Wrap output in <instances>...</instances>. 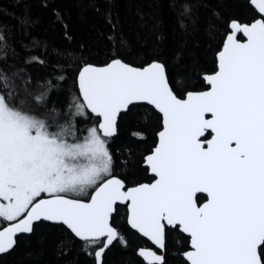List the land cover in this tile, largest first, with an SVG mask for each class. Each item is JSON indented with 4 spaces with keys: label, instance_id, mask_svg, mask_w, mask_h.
Here are the masks:
<instances>
[{
    "label": "snow or ice",
    "instance_id": "obj_1",
    "mask_svg": "<svg viewBox=\"0 0 264 264\" xmlns=\"http://www.w3.org/2000/svg\"><path fill=\"white\" fill-rule=\"evenodd\" d=\"M75 3L109 26L99 61L71 47L56 0L41 7L64 46L33 40L21 56L0 33V254L49 230L60 255L75 247L86 264H108L128 235L141 264H169L170 243L179 264H264V0H245L244 16L226 14V0L207 5L220 40L202 87L159 44L133 54L114 0ZM177 16L193 23L192 5ZM37 64L51 71L33 77ZM141 112L154 138L131 132L147 147L143 177L129 180L117 169L133 149L123 145L118 163L113 146Z\"/></svg>",
    "mask_w": 264,
    "mask_h": 264
},
{
    "label": "trees",
    "instance_id": "obj_2",
    "mask_svg": "<svg viewBox=\"0 0 264 264\" xmlns=\"http://www.w3.org/2000/svg\"><path fill=\"white\" fill-rule=\"evenodd\" d=\"M185 2L192 5L194 22L181 28L177 14ZM210 3H215V0H114L112 13L114 21L118 20V30L131 42L133 54L159 44L174 72L190 73L193 86L202 87V74L214 67V55L220 40V33L208 26L210 16L207 5ZM226 3V14L246 15L245 0H226ZM56 6L66 14L72 37L71 47L76 48L83 43L91 50V59H103L107 46L104 36L109 31L104 17L90 8L81 10L75 0H56ZM0 33L6 35L9 45L20 52L21 56L25 46L33 40L44 41L49 47L64 46L66 43L60 26L53 28L51 12L41 7V0H0ZM157 36L160 37L159 41ZM177 53L180 54L178 59ZM19 62L18 57L10 63ZM27 70L33 77H44L51 71L38 64ZM155 126L154 121L146 126L141 112V119L133 120L121 129L113 146L118 163L128 158L127 152L121 154L120 148L123 145L130 146L133 152L128 159L127 170L118 167L120 175H127L129 180L143 177L140 161L147 144L133 143L131 132L143 128L147 143H151ZM61 238L59 232L41 230L38 236L21 242L10 254H0V264H86L88 258L75 247L66 256L58 253ZM127 239V247L118 246L109 254L108 264H141V259L136 255L140 241L131 235ZM169 247V264H179L175 247L171 243Z\"/></svg>",
    "mask_w": 264,
    "mask_h": 264
},
{
    "label": "water",
    "instance_id": "obj_3",
    "mask_svg": "<svg viewBox=\"0 0 264 264\" xmlns=\"http://www.w3.org/2000/svg\"><path fill=\"white\" fill-rule=\"evenodd\" d=\"M142 167H143V165H142ZM140 258V257H139ZM141 259V258H140Z\"/></svg>",
    "mask_w": 264,
    "mask_h": 264
}]
</instances>
